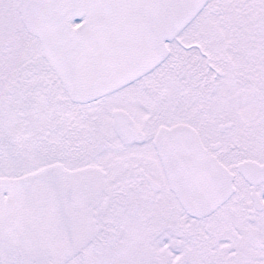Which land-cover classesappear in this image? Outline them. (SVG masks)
Here are the masks:
<instances>
[{
    "label": "snow or ice",
    "instance_id": "snow-or-ice-1",
    "mask_svg": "<svg viewBox=\"0 0 264 264\" xmlns=\"http://www.w3.org/2000/svg\"><path fill=\"white\" fill-rule=\"evenodd\" d=\"M0 264H264V0H0Z\"/></svg>",
    "mask_w": 264,
    "mask_h": 264
}]
</instances>
